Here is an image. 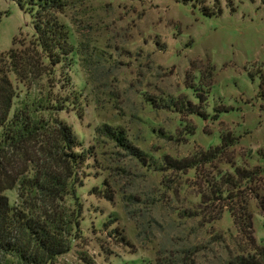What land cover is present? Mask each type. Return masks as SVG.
Listing matches in <instances>:
<instances>
[{
  "label": "trees",
  "instance_id": "16d2710c",
  "mask_svg": "<svg viewBox=\"0 0 264 264\" xmlns=\"http://www.w3.org/2000/svg\"><path fill=\"white\" fill-rule=\"evenodd\" d=\"M70 1L16 0L32 15L34 35L13 39L11 48L0 53V264H59L76 244L86 241L85 233L96 238L103 254L108 239L132 248V233L141 247L154 249V235L167 227L176 232L170 241L175 251L163 264H199V255L213 245L226 254L220 264H264V245L256 240L255 212L250 206L254 195L258 201L255 209L264 215V197L249 188L254 180L264 178V166L251 171L236 165L232 157L237 141L234 135H221L219 145L186 158L163 152L159 155V150L154 155L143 147L146 136L170 142L179 139L178 133L184 137L196 131L186 124L179 132L154 126L149 123V113L161 110L184 119H209L213 83L211 77H204L206 70L198 69L201 78L197 68L190 75L185 73L184 98L141 95L148 114L129 115L142 127L141 136L133 138L127 128L104 124L94 130L90 147L79 142L61 115L74 113L81 118L90 106L91 91L77 92L71 78L73 68L86 63L85 52L90 49L64 21ZM105 142L116 149L117 158L124 155L146 173L160 176V207L169 198L176 202L190 185L196 190L195 200H189L187 209L168 205L165 208L173 217L156 220L146 204L149 197L142 196L133 205L114 191L100 149ZM257 157L264 161V150L258 151ZM214 164H223L228 170L216 166L209 172ZM117 166L121 174L126 173L123 164ZM87 177L96 181L88 190ZM9 191H15L14 203L6 195ZM120 196L133 218L132 230L126 226L128 220L101 208L95 220H87L93 207L87 205V199L116 205ZM224 212H228L236 233L227 237L229 244L226 237L211 231ZM199 237L202 240L196 242ZM136 263L143 264L141 260Z\"/></svg>",
  "mask_w": 264,
  "mask_h": 264
},
{
  "label": "rangeland",
  "instance_id": "374dc122",
  "mask_svg": "<svg viewBox=\"0 0 264 264\" xmlns=\"http://www.w3.org/2000/svg\"><path fill=\"white\" fill-rule=\"evenodd\" d=\"M70 3L64 21L75 37L85 43V48L89 45L90 49L85 52L86 63L74 67L71 78L79 89L77 92L84 89L82 93L88 94L90 90L91 98L81 118L74 113L61 117L85 148L94 144V130L104 124L127 128L133 138L144 134L129 116L148 114L141 95L184 98L185 73L190 75L197 68V72L206 70L204 77H211L209 81L213 83L208 100L209 119L204 122L192 117L184 119L161 110L149 113L152 123L148 122L154 126L179 132L186 124L196 131L184 137L178 133V141L170 142L146 136L143 147L154 155L159 150V155L163 152L166 156L186 158L219 145L221 135H234L237 141L232 157L236 165L251 171L264 166V161L257 157V152L264 150V0H71ZM32 22V15L22 10L16 0H0V53L11 48L13 39L34 35ZM198 74L200 77L201 73ZM101 146L114 191L133 205L142 196L149 197L146 204L156 220L173 217L165 208L168 205L187 209L189 200H195L196 190L190 185L176 202L169 198L160 207L157 201L160 176L146 173L124 155L117 158L110 143ZM118 164L124 165L125 174L116 170ZM216 166L228 170L223 164H214L209 172ZM84 182L87 190L96 184L88 177ZM249 188L264 197V178L254 180ZM6 195L15 202V191ZM252 196L255 237L264 245V215L255 209L258 201ZM87 200V205H93L87 220H95L101 208L107 214L116 212L120 220H128L126 226L132 230L133 218L121 196L118 205ZM171 229L159 228L154 235V249L141 247L132 233V248L117 246L108 239L104 254L96 238L85 233L86 241L76 244L70 254L59 259V264H135L138 260L143 264L155 261L163 264L175 251L170 241L176 232ZM211 231L226 237V244L229 235L236 236L228 212H224ZM201 240L199 237L196 242ZM225 260L222 248L213 245L199 255L198 262L220 264L219 261Z\"/></svg>",
  "mask_w": 264,
  "mask_h": 264
}]
</instances>
